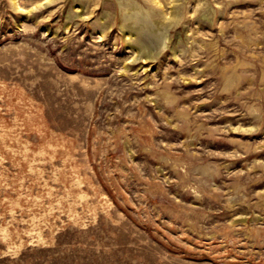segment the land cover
Returning a JSON list of instances; mask_svg holds the SVG:
<instances>
[{"label":"rangeland","instance_id":"1","mask_svg":"<svg viewBox=\"0 0 264 264\" xmlns=\"http://www.w3.org/2000/svg\"><path fill=\"white\" fill-rule=\"evenodd\" d=\"M156 1L0 0V264H264V0Z\"/></svg>","mask_w":264,"mask_h":264},{"label":"bare ground","instance_id":"2","mask_svg":"<svg viewBox=\"0 0 264 264\" xmlns=\"http://www.w3.org/2000/svg\"><path fill=\"white\" fill-rule=\"evenodd\" d=\"M13 1L15 2V0H13ZM153 1H154L156 4H158V2H157L156 0H153ZM158 5H160V4H158ZM165 16H166V17L169 16L168 19L172 20V19L175 18L176 13H175V11H170V12H167V13L165 14ZM129 35H131V34H130V31H125L124 36L126 37V36H129ZM145 37L151 38V39L155 40V42H157V41L160 39L159 35H157V34L151 32V31H146V32H145ZM157 43H158V42H157ZM152 44H153V42H152ZM141 45H143V44H141ZM127 48H131L135 53H138V52H139V50H137L136 48H134L130 43L127 44Z\"/></svg>","mask_w":264,"mask_h":264}]
</instances>
